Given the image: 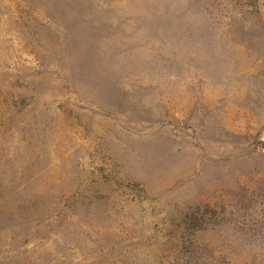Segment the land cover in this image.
<instances>
[{
  "label": "rangeland",
  "instance_id": "374dc122",
  "mask_svg": "<svg viewBox=\"0 0 264 264\" xmlns=\"http://www.w3.org/2000/svg\"><path fill=\"white\" fill-rule=\"evenodd\" d=\"M0 264H264V0H0Z\"/></svg>",
  "mask_w": 264,
  "mask_h": 264
}]
</instances>
